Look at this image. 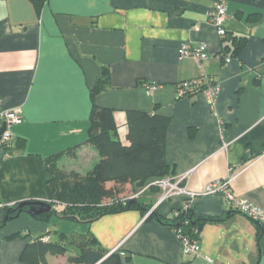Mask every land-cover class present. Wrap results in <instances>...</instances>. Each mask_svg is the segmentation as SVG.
<instances>
[{
    "label": "crops",
    "instance_id": "obj_1",
    "mask_svg": "<svg viewBox=\"0 0 264 264\" xmlns=\"http://www.w3.org/2000/svg\"><path fill=\"white\" fill-rule=\"evenodd\" d=\"M217 1L0 0V111H22L11 153L0 144V264H29L23 249L45 235L67 247L63 255H48L49 264H97L114 251L123 264H264V223L258 239L257 221L231 210L220 194H200L234 173L236 195L264 209V0H225L224 38L209 21ZM187 40L208 45L204 70L221 86L217 115L204 93L177 97L179 82L201 74L194 57L180 58ZM104 68L110 81L94 99ZM153 83L159 87L148 94ZM94 103L114 110L125 145L129 110L168 118V176L188 174V188L199 193L192 211L218 219L202 226L197 256L183 254L167 223L185 197L166 200L151 214L160 195L155 187L140 196L142 207L91 222L62 213L5 219L8 206L49 200L52 156L59 155V169L78 174L100 161L87 142Z\"/></svg>",
    "mask_w": 264,
    "mask_h": 264
},
{
    "label": "trees",
    "instance_id": "obj_2",
    "mask_svg": "<svg viewBox=\"0 0 264 264\" xmlns=\"http://www.w3.org/2000/svg\"><path fill=\"white\" fill-rule=\"evenodd\" d=\"M109 81V70L104 68L101 77L91 90L94 99L98 92L108 86ZM127 117L129 145L123 144L118 138L114 110L94 103L89 116L87 142L97 148L100 161L86 176H78V173L71 172L72 177H70L67 172L58 168V154L49 158L47 167L52 172L53 178L47 183L48 201L57 200L65 203L66 207L60 212L52 209L51 212L32 215L33 217L47 219L52 214L62 213L71 220L91 222L109 213L142 207L139 199H124L134 192L131 185L143 187L156 178L171 174V168L165 157L168 118L138 110H129ZM1 145L7 154L11 153L13 144L11 147ZM17 146L23 147L24 142L18 141ZM18 205L19 203L6 208V220L14 219L23 212L28 213L27 206L20 208ZM155 212L156 210L152 213ZM216 220L218 219L197 216L191 207L181 212L179 216L172 217L167 223L195 239L198 238L206 222ZM4 223H0V228ZM261 224H258V239L263 233ZM90 241L95 243L93 238L87 240L88 243ZM66 251L65 244L44 242L39 237L27 243L21 259L29 264H49L48 255H63ZM97 264H123V256L120 252L114 251Z\"/></svg>",
    "mask_w": 264,
    "mask_h": 264
},
{
    "label": "built area",
    "instance_id": "obj_3",
    "mask_svg": "<svg viewBox=\"0 0 264 264\" xmlns=\"http://www.w3.org/2000/svg\"><path fill=\"white\" fill-rule=\"evenodd\" d=\"M228 17L227 5L225 0H218L214 7L209 13V21L216 27L217 34L224 38L227 35L226 20ZM194 30H199V26L195 25ZM194 57L201 68V74L199 77L181 81L177 84V97L190 96L197 93H204L207 102L211 106L213 113L217 115L216 103L221 91L220 83L212 76L207 74L204 70L205 62L211 57V53L208 49V45L203 41L187 40L180 50V58ZM231 58H227L226 61L230 62ZM159 87L158 84H147L146 89L148 94H152ZM22 119L21 108H11L0 111V127L5 122L6 130L2 134L0 144L6 147H11L14 141L13 127L20 123ZM188 174L179 177L165 176L156 178L145 186H143L139 191L133 192L127 196L124 200H134L139 199L140 196L147 190L156 187L160 190V195L156 205L152 208L150 213L154 209L166 200H169L175 196H184L185 201L181 208L173 210V217L179 216L181 212L187 211L192 207L193 202L198 197L199 193L192 191L188 188L186 179ZM235 178L234 173H231L228 177L214 180L206 185L203 195H222L225 202L230 207L231 210L241 212L248 216L249 218L259 222L264 223V209L257 206L253 202L239 197L236 195L232 187V182ZM52 209L60 212L65 209L66 204L53 200L51 202ZM177 234L181 240L183 254L185 256H197L201 251V245L197 238L192 239L185 235L181 229H176ZM44 242H49L51 240L50 235H45L41 237Z\"/></svg>",
    "mask_w": 264,
    "mask_h": 264
},
{
    "label": "water",
    "instance_id": "obj_4",
    "mask_svg": "<svg viewBox=\"0 0 264 264\" xmlns=\"http://www.w3.org/2000/svg\"><path fill=\"white\" fill-rule=\"evenodd\" d=\"M6 130V123L4 122L2 126L0 127V141L2 134ZM28 207V213L30 215H39L43 214L45 212H51L52 211V204L48 200H31V201H24L20 202L18 207L24 208Z\"/></svg>",
    "mask_w": 264,
    "mask_h": 264
},
{
    "label": "rangeland",
    "instance_id": "obj_5",
    "mask_svg": "<svg viewBox=\"0 0 264 264\" xmlns=\"http://www.w3.org/2000/svg\"><path fill=\"white\" fill-rule=\"evenodd\" d=\"M88 172H89V171H88ZM88 172H86V174H79L78 176H84V175L86 176ZM67 174H69L70 177H72V176H71V172L68 171Z\"/></svg>",
    "mask_w": 264,
    "mask_h": 264
}]
</instances>
